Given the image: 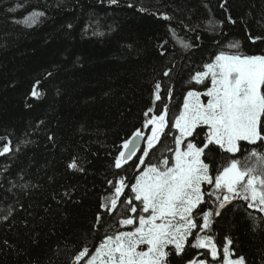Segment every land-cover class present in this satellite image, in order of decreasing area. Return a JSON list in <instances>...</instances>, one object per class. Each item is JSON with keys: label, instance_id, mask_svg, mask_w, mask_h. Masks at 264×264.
<instances>
[{"label": "trees", "instance_id": "obj_1", "mask_svg": "<svg viewBox=\"0 0 264 264\" xmlns=\"http://www.w3.org/2000/svg\"><path fill=\"white\" fill-rule=\"evenodd\" d=\"M33 13L43 15L25 23ZM250 35L264 38V0H0V151L9 148L0 155V264H71L85 245L93 251L103 239V226L93 227L98 213L121 231L119 219L131 213L120 216L119 201L111 216L100 207H110L102 198L115 194L108 181L133 183L161 158L163 145L174 147L171 136H162L140 169L143 148L117 169L125 141L137 129L146 133L157 107L168 104L178 114L185 94L203 86L189 84L191 77L221 50L234 51L230 43L239 41L243 54L264 55V40ZM157 83L163 102L156 100ZM240 145V160L264 152L259 142ZM213 147L215 168L232 154ZM74 158L79 170L68 167ZM124 193L121 200L133 195L130 187ZM217 196L223 199L205 194L211 230L199 235L213 236L219 255L228 237L232 258L264 264V212L242 199L219 209ZM188 240L171 264L208 260L190 246L195 235Z\"/></svg>", "mask_w": 264, "mask_h": 264}, {"label": "snow or ice", "instance_id": "obj_2", "mask_svg": "<svg viewBox=\"0 0 264 264\" xmlns=\"http://www.w3.org/2000/svg\"><path fill=\"white\" fill-rule=\"evenodd\" d=\"M109 2L117 4L118 0ZM42 15L33 13L25 17L24 22L36 24ZM229 22L235 23L230 17ZM249 39L253 42L264 40L251 35ZM228 48L234 51L221 50L212 62L204 64V71L191 77L189 84L193 81L205 84L206 78H210V86L205 84L203 93L188 91L178 114H172L169 105L164 104L163 111L156 108L159 115L154 114L145 120V127L152 126L151 134L147 136V146L138 157L136 169L145 165V157L149 156L150 150L158 144L163 145L162 136H171L174 147L163 145L161 158L156 163L147 164L135 176L134 183H126L123 177L115 184L108 181L114 186L115 194L102 198L109 201L110 207L103 202L100 207L111 216L119 201L120 216L125 212L135 214V218H120L119 225H134L138 219V226L129 231H119L112 224L105 226L98 213L93 227L98 232L103 226L104 237L95 245L94 251L85 245L75 257L77 262L87 256L86 264H171V256L181 257L186 251V243H189L188 238L195 235V241L190 246L209 249L211 261L217 264H246L243 256L232 258L236 254L234 249L230 250L233 243L230 238L225 237L221 260L213 236L199 235L200 231L211 230L213 211L203 208L207 203L205 194H222V200L217 196L219 209L235 199H242L248 202L249 208L264 212V152L252 150L243 160L235 158V154L241 151V141L251 145L258 142L264 144V55L241 53L239 41L230 43ZM160 87L157 83L156 100L163 102ZM168 91L171 96L172 90ZM31 95H39L35 86ZM202 95L208 98L206 103L201 101ZM152 111V108L148 109L145 117ZM143 135L137 129L132 138L125 141V151H120L115 158V168L121 169L123 164L136 156L139 148L136 140ZM213 146L222 153L232 154L225 164L215 168L209 161ZM8 151V146L4 145L0 155ZM252 158H255L254 162ZM68 167L78 169L75 158ZM202 185L211 186L212 191L208 192ZM128 187L133 195L121 200ZM219 209L215 210L217 216L221 215ZM201 215L202 223L198 219ZM194 229L198 231L193 233ZM142 245L147 246L146 250L141 248ZM211 261L201 259L198 264H211ZM187 264L197 262L188 260Z\"/></svg>", "mask_w": 264, "mask_h": 264}, {"label": "rangeland", "instance_id": "obj_3", "mask_svg": "<svg viewBox=\"0 0 264 264\" xmlns=\"http://www.w3.org/2000/svg\"><path fill=\"white\" fill-rule=\"evenodd\" d=\"M205 84L207 85V86H210V78H206V80H205ZM205 84H203V86H202V88H201V90H199L198 92H201V93H203L205 90H206V87H205ZM187 94V93H186ZM207 97H205V96H201V101L203 102V103H206L207 102ZM183 105V104H182ZM182 108V107H181ZM181 110V109H180ZM161 111H163V109L161 110ZM159 115V114H158ZM174 122V121H173ZM151 125H149L148 126V128H147V136L148 135H150L151 134ZM206 127V126H205ZM174 131H176L175 129H174ZM176 134H178V132L176 131L175 132ZM147 146V137H146V139H145V143H144V148ZM145 167V166H144ZM143 167V168H144ZM143 168L140 170V171H142L143 170ZM137 175H139V173L137 174ZM135 182V180L133 181V183ZM145 215H148V214H145ZM129 217H133V218H135V214H133V213H131V215L129 216ZM199 218L198 219H202V215L201 216H198ZM135 226H138V219H136V222H135V224L134 225H130V226H123L122 227V230L121 231H129V230H132ZM195 230V229H194ZM146 245H142L141 246V248H143L144 250H146ZM94 251V250H93ZM205 253H208L206 256L208 257V260H205L206 262H208V261H211V256H210V253H209V249H206V251L204 252V254ZM221 255V260H222V255H223V251H222V253L220 254ZM88 259V257L86 256L85 258H83L80 262H77L76 260H74L73 262H72V264H86V260ZM234 259V258H233ZM193 261H195V262H197V264H198V262L200 261V259H194ZM211 264H217V262L216 261H211Z\"/></svg>", "mask_w": 264, "mask_h": 264}, {"label": "water", "instance_id": "obj_4", "mask_svg": "<svg viewBox=\"0 0 264 264\" xmlns=\"http://www.w3.org/2000/svg\"><path fill=\"white\" fill-rule=\"evenodd\" d=\"M144 138L145 137H142V138L136 140V143L139 145V147H140L141 143L143 142Z\"/></svg>", "mask_w": 264, "mask_h": 264}]
</instances>
